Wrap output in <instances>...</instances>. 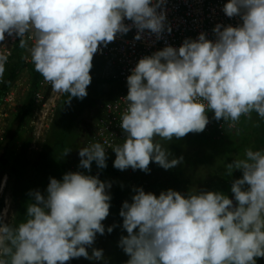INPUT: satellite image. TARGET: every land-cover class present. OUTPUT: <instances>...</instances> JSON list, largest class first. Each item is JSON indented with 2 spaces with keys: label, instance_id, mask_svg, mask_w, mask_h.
Masks as SVG:
<instances>
[{
  "label": "clouds",
  "instance_id": "obj_1",
  "mask_svg": "<svg viewBox=\"0 0 264 264\" xmlns=\"http://www.w3.org/2000/svg\"><path fill=\"white\" fill-rule=\"evenodd\" d=\"M167 0H0V42L7 37L28 48L35 71L65 103L83 100L92 77V60L117 34L135 28L157 39L165 31ZM222 12L238 17L235 26L217 23L208 39L201 32L179 47L167 45L138 60L126 77V107L119 127L121 144L112 147L113 167L150 172L154 162L165 170L181 164L169 159L156 137L179 139L203 132L213 119L234 127L241 116L255 112L264 119V0H226ZM125 20L131 23H125ZM2 45V44H0ZM8 57L0 54V79ZM100 142L79 148L78 168L107 167ZM71 151L66 148L63 156ZM231 198L219 191L159 195L134 187L131 202L119 211L122 229L118 247L126 264H257L264 257V149L245 150L244 158L226 164ZM7 176L0 183V191ZM111 182L83 171L61 179L49 177L42 194L30 190L23 222H7L0 211V264H66L85 258L107 264L103 249L93 247L109 216ZM116 225L107 227L111 233ZM91 248V254L88 249Z\"/></svg>",
  "mask_w": 264,
  "mask_h": 264
},
{
  "label": "trees",
  "instance_id": "obj_2",
  "mask_svg": "<svg viewBox=\"0 0 264 264\" xmlns=\"http://www.w3.org/2000/svg\"><path fill=\"white\" fill-rule=\"evenodd\" d=\"M25 59L26 56L23 52V48L17 45L12 57L5 65V72L1 79L3 82L0 85L1 106L6 93L16 85L17 80H19L24 73L28 76V91L18 106L17 112L9 122L5 134L0 140V168L1 166H9V173L13 175L14 178L13 202L15 203L14 207L16 209L14 218L15 225L18 224V221H24L27 218L25 213L26 206L30 203V197L28 196L29 191L39 190L43 194L49 183V177L61 179L66 172L83 171L85 174L98 175L99 179L102 181L111 182L112 188L109 192L112 199L110 201L111 206L108 217L114 215L120 220L122 217L119 216V211L122 203L125 200L131 202V196L135 194L132 191V184L137 180L140 181L139 174L146 180V186L154 190V194L157 196L159 195L157 189L159 185H162L160 177L165 179L168 185L175 186L178 190L181 189L179 192L185 195L189 193V189H191L190 193H192L193 187L199 185H202L204 191L205 188L209 191H219L222 187L225 188L222 181H219L221 169L218 166L215 168L212 167L211 163L213 162L206 161L208 151L204 148L206 145L205 142L213 143V147L215 143H227L228 139H235L240 131V127L245 123L244 121L246 118L249 119L252 117L254 119L253 123L255 128L260 132L258 137V139L261 140L260 149H263L264 119L253 112L250 117L240 118V124L238 123L239 126H237L236 129H228L223 133H218L215 130L208 133H188L189 135H194L196 143L190 144V146L186 141L176 143L175 150L177 156H180L182 149L186 151V156L185 160L182 161L181 164H178L175 169L173 168V172H170L169 175H167L166 171H161V173L158 174V164L154 162H150L148 166L150 172L147 174L139 169L135 170L134 173L128 174V169H126V171H121L114 168L113 162L109 157H107L106 160L107 167L104 169H98L95 162L92 163L90 172L78 168L80 160L78 155L79 148H82V145L94 133L95 125L102 115L103 104L116 97L119 92L124 90L123 85L114 77L115 73L112 76V80L109 79V82L112 83V87L105 88L104 82L108 80L104 77V68L106 65H112L105 59L93 58V67L90 70L92 80L87 88L88 95L83 100H78L73 97L70 103H65L66 95L62 94V97L58 101L56 111L51 119L50 128L40 143L35 164L31 167V172L27 174V170L29 169L27 149L33 145L34 141L32 137L23 138L22 130L32 119L35 108V94L43 77L40 73L35 71L33 63H28ZM22 140L23 142L20 145L19 141ZM155 140L161 143L159 137L158 139L156 137ZM166 142H171L168 144H172V141L166 140L162 145ZM174 144L175 142H173V145ZM17 147H20V151L16 149ZM66 148H70L71 151L63 156V152ZM8 154L9 157H7ZM182 154L181 152V155ZM224 158L225 157H223V161L225 160ZM210 159L212 160V156H210ZM220 162L221 161H219V163ZM202 165V169H199ZM169 171L171 170L169 169ZM177 174H179V179L175 178ZM184 175L187 177H184ZM1 176L2 173H0V177ZM214 180H218V182L214 183ZM229 180L231 181L233 178ZM165 184L166 183H163V185ZM214 184L216 186L215 188ZM141 185L142 183L139 184V187H141ZM224 192L231 198L232 195H230L229 191ZM76 260L77 259H72L69 263L76 264Z\"/></svg>",
  "mask_w": 264,
  "mask_h": 264
},
{
  "label": "built area",
  "instance_id": "obj_3",
  "mask_svg": "<svg viewBox=\"0 0 264 264\" xmlns=\"http://www.w3.org/2000/svg\"><path fill=\"white\" fill-rule=\"evenodd\" d=\"M224 3H226V0H167V3L162 7L166 14V26H170L172 29L170 33L165 31L157 39L155 34L145 30L141 34V38L136 40L134 36L137 30L132 28L127 34H117L114 41L108 43L106 47L101 46L93 58L105 59L114 67V77L123 85L124 90L103 105L102 116L97 121L95 132L85 142V146L95 142L102 143L106 148V156L112 162L114 161L115 153L112 151V147L121 144L124 139V133L119 127V123L126 103L121 98L127 95L126 77L130 74V70L143 56L151 55L153 52L167 45L179 47L185 38L191 37L195 39L201 32L206 33L208 39H214L212 29L217 23L237 25L240 22L238 17L229 18L222 12L221 9ZM125 23L131 22L125 20ZM25 39L27 45L26 47H22L26 56L25 60L26 62H31L28 48L34 41L28 36ZM0 44H2L0 45V54L8 57V63L16 46L20 45L19 40L7 37L6 35L5 41L0 42ZM2 82L0 79V85ZM61 97L62 94L53 91L50 84L43 78L35 94V108L32 115V119L37 118L41 121L39 126L36 122L34 124L37 133L46 132L49 129L52 114H54ZM15 99L17 100V95L13 87L6 93L3 103L16 106L19 101H15ZM208 116L209 123L203 131L206 133L212 130L223 133L228 129H236L239 123L238 121L234 127H229L228 123L213 119L211 111L208 113ZM246 117L248 116H241V118ZM44 121L46 123L45 131L41 130ZM131 170L129 167L128 172L131 173Z\"/></svg>",
  "mask_w": 264,
  "mask_h": 264
},
{
  "label": "rangeland",
  "instance_id": "obj_4",
  "mask_svg": "<svg viewBox=\"0 0 264 264\" xmlns=\"http://www.w3.org/2000/svg\"><path fill=\"white\" fill-rule=\"evenodd\" d=\"M115 73V69L112 66L106 65L104 68V77L106 78V80H108L105 83V88H109L112 87V83L109 82V79L112 80V76ZM28 76L26 73H24L18 81V83L16 84V87H14V89L16 90V95H17V100L19 101L16 106H11L9 104H3L0 107V140L3 137V135L5 134L8 126H9V122L11 121L13 115L17 112L18 110V106L20 105V103L22 102V100L24 99L27 91H28ZM27 90V91H26ZM108 96V95H106ZM15 99V101H17ZM57 108V107H56ZM56 111V109H55ZM54 111V113H55ZM54 114H52L53 117ZM52 119V118H51ZM247 119V120H246ZM245 119V123L240 127V131L237 135V137L235 139L231 138L228 139L227 143H215L214 146L212 147L211 142H205V149H207V158L206 161L207 162H213L211 163L212 167H219L220 170V180L222 181L223 186L227 184V186L225 187L224 190L227 189L228 187V181L229 179H237L240 178V176L242 175V173L239 170H234L233 173H238L237 176L234 175L233 173L230 175L229 174V170L226 168V164L230 163L232 160L234 159H242L244 158V153L245 150L248 148H252L253 150H259L260 146H261V140L258 139L259 137V130L255 128V125L253 123V118L250 117L249 119L246 118ZM38 124V126L40 125L41 121H39L37 118H33L31 119V121H29L25 126L24 129L22 130L23 132V138L24 137H32L34 138V143L32 145V147L29 148L28 153H27V159H28V170H27V174H29L31 172V167L35 164V160H36V154L39 151L40 148V143L43 140V138L46 135V132H48V130L46 132H41V133H37L35 131V126L34 124ZM43 126L41 128V130L45 131V121L43 122ZM49 123V121H48ZM50 124H51V120H50ZM49 124V125H50ZM50 128V126H49ZM96 129V128H95ZM94 129V132H95ZM39 130V129H38ZM94 134V133H93ZM93 134L91 135V137L93 136ZM192 134H186L184 137L176 139L175 141L178 143H182V141H186V143L190 144H195L196 140L194 139V135L192 136ZM90 137V138H91ZM23 142L19 141V144L21 145ZM158 142V141H157ZM18 145V144H17ZM85 146V143L82 145V147ZM174 147V146H173ZM175 148V147H174ZM17 150L20 149V147L16 148ZM264 149V148H263ZM19 152V151H18ZM181 155V152H180ZM210 156H212V160L210 159ZM9 157V154L8 156ZM223 157H225L224 161H223ZM219 161H221L219 163ZM210 164V163H209ZM3 167V168H2ZM203 165L200 166L199 169H202ZM156 170V169H155ZM126 171V170H124ZM131 173H134V170H131ZM200 171V170H199ZM10 168L9 166H1L0 168V173H2L1 176V182L2 183L4 181V177L7 176V182L4 184L3 190L0 191V211L4 210L5 208H7V222L10 223L11 225L13 224L14 218H15V212L16 209L14 207V202H13V192H14V178L13 175H10ZM129 174V172H127ZM189 174V172H188ZM183 176V175H181ZM138 177V174H137ZM184 177H187L184 175ZM139 180L133 182L134 184H132V187H139V184L142 183L141 187H143L145 192H152L154 193L155 191L152 189H149L146 185L147 183H145L146 180L143 179L142 175L139 174ZM176 179H179V174H177L175 176ZM218 182V180H214V183ZM221 184V185H222ZM220 185V184H219ZM159 186H163V185H159ZM215 184H214V188H215ZM112 188V187H111ZM110 188V189H111ZM109 189V191H110ZM196 191H204L202 185L199 186H195L193 187L192 193H195ZM116 218L114 215H111L110 217H107L104 221H102V223L105 225V233L104 235H99L97 234L95 242L93 244L94 248L97 249H103V255L105 258V261L107 262V264H126V261L129 259V257L123 252V250L118 247V241L121 237V235H127L126 231L122 229L121 225H122V219ZM23 222V220H20V222L18 221V224ZM17 225V224H16ZM111 225H116V227H114L113 231L111 233L107 232V227L111 226ZM91 248L88 249L89 254H91ZM66 264H70L69 261L66 262ZM75 264V263H74ZM76 264H104L103 261L101 262H92L89 261L83 257L78 258L76 260Z\"/></svg>",
  "mask_w": 264,
  "mask_h": 264
},
{
  "label": "crops",
  "instance_id": "obj_5",
  "mask_svg": "<svg viewBox=\"0 0 264 264\" xmlns=\"http://www.w3.org/2000/svg\"><path fill=\"white\" fill-rule=\"evenodd\" d=\"M239 124H240V121H239ZM239 124H238V126H239ZM236 138V137H235ZM157 139H158V137H157ZM160 139V141H161V144L164 142V141H166V140H162L161 138H159ZM176 140V138H173L172 140H170V141H172V144H168V143H171V142H166L164 145H162L163 146V148L166 150V151H168L169 153H170V156H169V159H172V158H177V157H183V161L185 160V156H186V151H184L183 149L181 150V152L183 153L182 155H180V156H177V153H176V150H175V148H176V143H178V142H176L175 141ZM167 141H169V140H167ZM173 142H175V144L173 145ZM175 148H174V147ZM263 148H264V146H263ZM174 169H175V167H174ZM173 168L172 169H170L171 171H169V169L168 170H165V169H163L162 167H160L159 165H158V174H160L161 173V171H166V173H167V175H169L170 174V172H173V170H174ZM237 174L238 173H235L234 172V175H236L237 176ZM233 175V176H234ZM160 176V175H159ZM232 181L233 180H229L227 183H228V187H227V189L226 190H224L225 188H223L222 187V189H220L219 191L220 192H223L224 194H226L224 191H229L230 192V188H231V183H232ZM160 182H161V184L163 185V183H166L165 185H163V186H159V188L157 189V192L158 193H160L161 191H166L167 189H173V190H176V191H179V190H181V189H179L178 190V188H176L175 186H170V184L168 185L167 184V182H166V180L165 179H163V178H161L160 177ZM170 182V181H169ZM194 184H195V182H194ZM225 187L227 186V184L226 185H224ZM190 191H191V189H189V193H190ZM205 191H209V190H207L206 188H205ZM230 195H232L231 194V192H230Z\"/></svg>",
  "mask_w": 264,
  "mask_h": 264
},
{
  "label": "flooded vegetation",
  "instance_id": "obj_6",
  "mask_svg": "<svg viewBox=\"0 0 264 264\" xmlns=\"http://www.w3.org/2000/svg\"><path fill=\"white\" fill-rule=\"evenodd\" d=\"M112 99H113V98H112ZM112 99H110V100H112ZM110 100H109V101H110ZM107 102H108V101H107ZM105 103H106V102H105ZM105 103H104V104H105ZM104 104H103V105H104ZM102 107H103V106H102ZM95 127H96V125H95ZM33 141H34V138H33ZM30 147H32V145H31ZM30 147H29V148H30ZM29 148L27 149V153H28ZM19 151H20V149H19ZM1 179H2V178L0 177V182H1ZM12 225L15 226V222H14V221H13V224H12ZM256 259H257V264H264V257H258V258H256Z\"/></svg>",
  "mask_w": 264,
  "mask_h": 264
},
{
  "label": "bare ground",
  "instance_id": "obj_7",
  "mask_svg": "<svg viewBox=\"0 0 264 264\" xmlns=\"http://www.w3.org/2000/svg\"><path fill=\"white\" fill-rule=\"evenodd\" d=\"M28 63H29V62H28ZM17 83H18V81L16 82V84H17ZM15 86H16V85H15ZM15 86H14V87H15ZM12 88H13V87H12ZM3 104H5V103H2L1 105H3ZM101 116H102V115H101Z\"/></svg>",
  "mask_w": 264,
  "mask_h": 264
}]
</instances>
